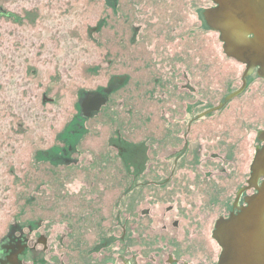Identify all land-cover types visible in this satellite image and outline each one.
I'll use <instances>...</instances> for the list:
<instances>
[{"label":"rangeland","instance_id":"rangeland-1","mask_svg":"<svg viewBox=\"0 0 264 264\" xmlns=\"http://www.w3.org/2000/svg\"><path fill=\"white\" fill-rule=\"evenodd\" d=\"M111 2L0 0V8L19 17L0 19V241L16 223L42 219L55 224L59 234L62 228L87 223L90 218L84 217L97 213V194L105 204L114 197L123 207L127 191L121 177L127 170L133 177V221L153 232L150 249L167 244L169 229L183 247L185 228L172 225L179 217L175 207L186 209L197 192L221 185L228 187L232 200L237 188L247 184L264 131V79L258 73L247 78L243 94L197 126L184 168L182 161L178 168L163 166L178 160L181 149L166 147L160 125L144 131L147 112L168 113L166 102L158 104V87L148 97L155 84L147 81L146 86L145 79L142 85L141 78L133 77L98 115L79 123L87 95L107 88L112 75L129 73V67L139 74L149 60L173 55L177 43L197 53L194 116L223 103L242 86L246 67L225 54L219 33L206 23L204 12L215 6L212 1ZM119 46L127 51L115 53ZM161 133L165 145L157 150ZM72 145L77 151L70 156L76 161L56 162ZM119 147L125 153L121 165ZM191 158L196 162L188 167ZM173 173L172 190H163L157 177ZM221 204L214 219L226 213L227 201ZM102 213L107 215L104 225L113 226L114 213ZM164 224L169 227L165 232ZM211 244L216 248L214 240Z\"/></svg>","mask_w":264,"mask_h":264},{"label":"flooded vegetation","instance_id":"flooded-vegetation-1","mask_svg":"<svg viewBox=\"0 0 264 264\" xmlns=\"http://www.w3.org/2000/svg\"><path fill=\"white\" fill-rule=\"evenodd\" d=\"M111 1V3H114L115 0ZM137 31L138 29L132 31L131 39L133 36L134 38L136 37ZM180 48L177 43L173 47V55L170 56L164 53L161 58L156 57L155 62L149 60L139 74H136V70L129 67L127 68L129 73L112 75L108 87L98 90L94 94L95 100L103 103L100 109L94 111L89 109L82 111L81 109L77 118L79 123L81 122L82 125L84 120L98 115L103 107L108 104L109 97L122 90L127 83L132 81L133 77L141 78L142 85L144 83L142 79H145L146 86L147 81L149 86L153 83L155 84L151 86L149 90L150 96L148 95V97L154 95L156 92L154 87H158L157 90H160L157 99L158 104L162 105L166 102L168 113L171 107L174 112L170 111V115H167L168 113L164 111H158L159 113L145 112L144 131H151L152 126L156 124L157 128L161 126L163 131H165L163 133L168 138L166 147H170L172 150L181 149L175 156V158H179L178 160L170 159L163 166L178 168L177 165L182 161L183 165L181 166L184 168V164H186L184 157L191 152L197 126L203 124L212 115V113L208 115H203V113L213 107H208L207 110L194 116L193 101L195 100L193 99H196L197 91L195 81L197 75V53L195 48ZM119 50V54L127 51V49L120 46L114 51L118 54ZM157 65H160L159 69ZM254 73H257V70ZM172 115H176L175 118ZM79 129L83 131L81 127ZM163 133H161L162 137L160 136V144L157 145V150L164 149L165 144L162 143ZM74 148L73 145L68 146L67 150L62 151V155L56 158V162L58 161L62 164L74 163L76 160L70 156V153H76L77 149ZM263 148L264 141L257 145L255 153L258 149L261 150ZM124 157L125 153L119 147L120 160L118 162L120 165L125 162ZM194 161V158L188 159L187 163H190L188 167L193 165ZM160 162L162 163L163 161ZM173 174L168 177H157V179L161 178L159 180H163V190L166 187L172 190L169 184L170 182L175 183L176 177L175 173ZM252 174L251 171L246 185L237 188L232 200L229 198L228 187L221 185L219 188L212 190V192H197L192 202L186 205V209L179 210L175 207L179 217L173 221L172 225L175 228L181 227V224L184 226H182L186 231L184 233V246L182 247L181 243L176 241L174 233H170L168 224H164L163 232L169 229L166 233L168 242L151 250L152 245L149 246V237H152L153 232L149 233V231L143 230L144 226L142 224L137 226L139 223L133 221V194H131L133 177L131 176L132 171L128 174L126 170L125 176L121 177L127 191L123 207L117 198L113 197V203L105 204L101 200L100 195L97 194L96 198L98 197V199H96L97 202L94 205L98 208L97 213L84 217V219L90 218L87 222L88 224L84 220L77 227L62 228L63 232L61 234L56 231L55 224H46L42 219L29 222L28 225L16 223L11 226L10 231L0 241V264H4L11 257L14 260V264H73L72 261L75 262L74 264H102L104 261H107L105 264H219L223 248L214 238L216 225L221 219L227 220L231 216L239 214L241 209L247 206V200L258 193L257 187L262 185L264 177L260 178L258 182H253ZM120 185L121 183L119 182L117 186L119 189ZM119 194L121 195V193ZM221 200L227 201L226 213L216 216L214 219L213 211H221ZM88 203L91 206L89 201ZM110 210L114 213L115 223L113 226L112 224L106 226L104 223L107 221L105 219L107 215L102 212ZM172 210V207L168 208L169 212ZM143 213L148 215L150 211L145 210ZM179 213H183V215ZM123 214L124 219H122ZM83 216L84 214L81 213V217ZM105 228H108V230ZM118 231L120 235L117 234ZM92 232H94L93 235H91ZM189 234L191 236H188ZM74 235L75 238H73ZM189 237H192L193 240L189 241ZM212 240L216 244L214 249L211 244ZM148 252H151L149 256H147Z\"/></svg>","mask_w":264,"mask_h":264},{"label":"water","instance_id":"water-1","mask_svg":"<svg viewBox=\"0 0 264 264\" xmlns=\"http://www.w3.org/2000/svg\"><path fill=\"white\" fill-rule=\"evenodd\" d=\"M210 1L215 6L204 12L207 25L219 33L225 54L246 69L242 86L203 115L223 109L227 102L243 94L247 78L255 70L264 78V0ZM102 104L95 100L94 94H89L81 109L99 110ZM259 139L264 141V131ZM252 173L253 182L264 177V148L257 150ZM257 189L258 193L247 200V206L239 214L218 221L214 238L223 248L219 264H264V182ZM4 264H14V260L11 257Z\"/></svg>","mask_w":264,"mask_h":264},{"label":"trees","instance_id":"trees-1","mask_svg":"<svg viewBox=\"0 0 264 264\" xmlns=\"http://www.w3.org/2000/svg\"><path fill=\"white\" fill-rule=\"evenodd\" d=\"M3 17L4 18L6 17L7 19H14V20L19 19L18 15L16 13L7 11L1 7L0 8V19H2Z\"/></svg>","mask_w":264,"mask_h":264}]
</instances>
